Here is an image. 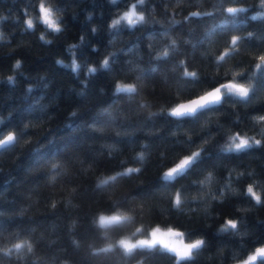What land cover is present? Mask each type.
Wrapping results in <instances>:
<instances>
[{"label": "trees", "instance_id": "16d2710c", "mask_svg": "<svg viewBox=\"0 0 264 264\" xmlns=\"http://www.w3.org/2000/svg\"><path fill=\"white\" fill-rule=\"evenodd\" d=\"M9 132L0 264H237L264 245V0H0ZM155 227L187 255L121 243Z\"/></svg>", "mask_w": 264, "mask_h": 264}, {"label": "rangeland", "instance_id": "374dc122", "mask_svg": "<svg viewBox=\"0 0 264 264\" xmlns=\"http://www.w3.org/2000/svg\"><path fill=\"white\" fill-rule=\"evenodd\" d=\"M134 5L130 6L128 10L126 9L123 14L122 18L125 20L132 22L136 17H139L138 13L136 12ZM40 15L41 18L44 20V22L47 23H55L54 14L51 12V9L45 6L44 4H40ZM121 87H126V85H120ZM244 140H235L233 143H240L243 144ZM192 157H184L178 164H176L171 170H169L167 173L168 176H172L175 171H179L180 169H183V166L191 161ZM115 215H108V216H101L100 220H106L110 221ZM101 222V221H99ZM152 232L148 233L147 236L144 237H135L134 239L123 237L121 239V243L123 245H127L129 247H133L135 244H139L141 246L145 245H153L155 242L159 243L162 247H168L171 250L175 251L176 254L179 256H186L187 253L190 251L191 244L185 243L182 239L180 233L176 235L170 234L169 230L167 228L160 229L159 227H155L151 230ZM264 250V245H261L260 247L254 249L251 254H249L246 258L241 259L240 261L236 262L237 264H249L252 261H255L257 258V252Z\"/></svg>", "mask_w": 264, "mask_h": 264}, {"label": "water", "instance_id": "95a60500", "mask_svg": "<svg viewBox=\"0 0 264 264\" xmlns=\"http://www.w3.org/2000/svg\"><path fill=\"white\" fill-rule=\"evenodd\" d=\"M227 85H231L228 83ZM224 83L214 85L209 90L202 92L197 96H192L187 100H182L179 104L174 105L169 114L175 117H181L182 115L191 116L192 114L201 111L203 108H210L213 105H219L222 102L223 98V88ZM237 89L242 90L241 86H238ZM15 139L14 132L5 133L2 138H0V150L3 149L6 145L13 144ZM170 234L176 235L181 231L179 229L168 228ZM264 255V250L257 252V256L261 258Z\"/></svg>", "mask_w": 264, "mask_h": 264}]
</instances>
